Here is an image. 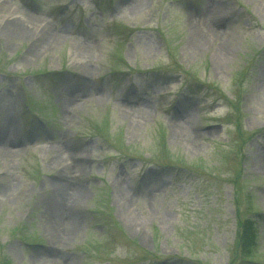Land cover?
<instances>
[{
	"label": "rangeland",
	"instance_id": "rangeland-1",
	"mask_svg": "<svg viewBox=\"0 0 264 264\" xmlns=\"http://www.w3.org/2000/svg\"><path fill=\"white\" fill-rule=\"evenodd\" d=\"M0 134V264H264V0H0Z\"/></svg>",
	"mask_w": 264,
	"mask_h": 264
},
{
	"label": "bare ground",
	"instance_id": "bare-ground-1",
	"mask_svg": "<svg viewBox=\"0 0 264 264\" xmlns=\"http://www.w3.org/2000/svg\"><path fill=\"white\" fill-rule=\"evenodd\" d=\"M0 143H5V145L0 144L1 150H3V155L8 154L10 149L6 146L8 144V139L7 137H3L2 134H0ZM9 143L11 145L13 144H17L16 141L14 140H9ZM11 153V152H10ZM58 185L57 189L59 192V196L58 199L55 201H51L50 202V206H49V210L52 211L54 213V217H55V222L53 225V229L56 232H60L65 234H68L70 231V229L72 228L73 224H74V217L70 216L68 210H67V206L70 203V199L72 198V196L70 195L74 190L72 189V187L67 184L65 181L63 180H59L58 181ZM71 191V192H70ZM135 215L134 211H131L130 215Z\"/></svg>",
	"mask_w": 264,
	"mask_h": 264
},
{
	"label": "trees",
	"instance_id": "trees-1",
	"mask_svg": "<svg viewBox=\"0 0 264 264\" xmlns=\"http://www.w3.org/2000/svg\"><path fill=\"white\" fill-rule=\"evenodd\" d=\"M152 161V163H155V164H159L160 163V160L156 161L155 159H150ZM252 227V223L249 221V220H246V221H241L238 219V222H237V228H240L241 229V232L239 233V236L238 234L236 235V246L238 245L239 247L242 248V257L237 254V253H233L232 256H231V261H230V264H235L236 261H240L241 263H244L247 256H246V253H249L250 251L247 249L249 248V246H253L255 244V241H251V238H249L248 236V232L249 230L251 229ZM150 255H153L151 253H149ZM2 264V263H1ZM4 264H10L8 261H5Z\"/></svg>",
	"mask_w": 264,
	"mask_h": 264
}]
</instances>
